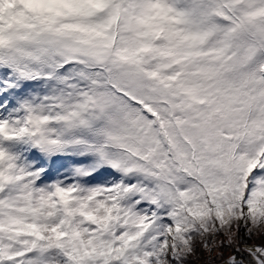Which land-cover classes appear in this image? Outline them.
I'll return each instance as SVG.
<instances>
[{
    "label": "snow or ice",
    "instance_id": "1",
    "mask_svg": "<svg viewBox=\"0 0 264 264\" xmlns=\"http://www.w3.org/2000/svg\"><path fill=\"white\" fill-rule=\"evenodd\" d=\"M0 264H264V0H0Z\"/></svg>",
    "mask_w": 264,
    "mask_h": 264
}]
</instances>
